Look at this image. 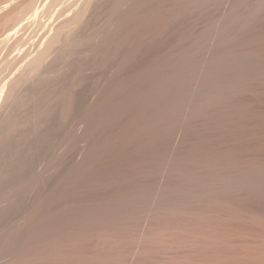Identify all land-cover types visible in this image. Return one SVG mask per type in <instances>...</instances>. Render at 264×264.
Masks as SVG:
<instances>
[{"label": "bare ground", "instance_id": "6f19581e", "mask_svg": "<svg viewBox=\"0 0 264 264\" xmlns=\"http://www.w3.org/2000/svg\"><path fill=\"white\" fill-rule=\"evenodd\" d=\"M89 2L81 0L57 28L53 18L41 22L45 4H39L2 33L0 109L42 71L62 42V30L79 20ZM189 5V35L173 57L177 78L164 83L176 103L166 119L176 126L159 136L171 156L169 179L147 169L140 176L148 190L136 192L137 185L126 195L100 194L92 211H77L80 217L73 213L61 224H29L30 234L23 225L29 235L19 238L20 246L6 253L3 264H264V0ZM26 23L39 29L25 36Z\"/></svg>", "mask_w": 264, "mask_h": 264}, {"label": "rangeland", "instance_id": "374dc122", "mask_svg": "<svg viewBox=\"0 0 264 264\" xmlns=\"http://www.w3.org/2000/svg\"><path fill=\"white\" fill-rule=\"evenodd\" d=\"M5 1L0 0V39L32 12L31 7L50 0H15L3 7ZM189 3L90 0L82 18L62 30V42L52 50L42 71L0 109V264L8 251L20 246L19 238L30 234L28 228L60 223L75 217L77 211L81 215L93 210L100 194L126 195L129 186L135 192L132 188L137 185L136 192L148 190L147 169L169 179L171 156L159 136L176 126L166 120L175 113L176 103L164 83L177 78L173 57L189 35L185 22ZM53 4H45L46 14L40 19L42 23L46 19L44 25L54 19L57 28L79 8L81 0ZM35 26L26 23L24 35L39 29ZM77 160L79 166L71 170ZM133 163L145 165L140 168L145 173ZM43 165L50 166L44 173ZM25 224L29 234L23 229Z\"/></svg>", "mask_w": 264, "mask_h": 264}]
</instances>
